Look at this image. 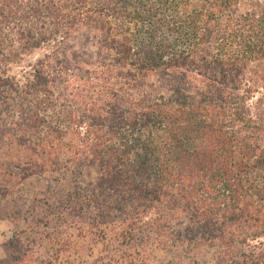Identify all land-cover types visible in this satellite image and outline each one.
Wrapping results in <instances>:
<instances>
[{
    "label": "trees",
    "instance_id": "16d2710c",
    "mask_svg": "<svg viewBox=\"0 0 264 264\" xmlns=\"http://www.w3.org/2000/svg\"><path fill=\"white\" fill-rule=\"evenodd\" d=\"M30 188L8 264H264V0H0V198Z\"/></svg>",
    "mask_w": 264,
    "mask_h": 264
},
{
    "label": "rangeland",
    "instance_id": "374dc122",
    "mask_svg": "<svg viewBox=\"0 0 264 264\" xmlns=\"http://www.w3.org/2000/svg\"><path fill=\"white\" fill-rule=\"evenodd\" d=\"M36 57L29 56L24 59V62L19 65H13L10 68L9 76L16 79V80H24L25 77L29 75L31 62L34 61ZM28 191L25 190L24 194H18L15 199H8L4 201L0 198V264H8L5 262L7 258H9V252H6L5 245L7 242L13 239L15 226L11 219V210L14 206V201L18 202V204L23 203L25 200L31 198V188ZM22 197V198H20ZM20 264H31V262H19Z\"/></svg>",
    "mask_w": 264,
    "mask_h": 264
}]
</instances>
